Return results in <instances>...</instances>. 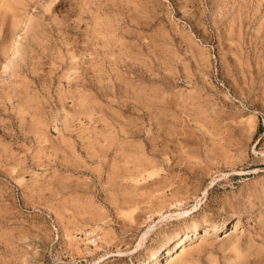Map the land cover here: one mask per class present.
Listing matches in <instances>:
<instances>
[{"label": "rangeland", "instance_id": "374dc122", "mask_svg": "<svg viewBox=\"0 0 264 264\" xmlns=\"http://www.w3.org/2000/svg\"><path fill=\"white\" fill-rule=\"evenodd\" d=\"M185 231L183 264H264V0H0V264Z\"/></svg>", "mask_w": 264, "mask_h": 264}, {"label": "bare ground", "instance_id": "6f19581e", "mask_svg": "<svg viewBox=\"0 0 264 264\" xmlns=\"http://www.w3.org/2000/svg\"><path fill=\"white\" fill-rule=\"evenodd\" d=\"M234 18V17H233ZM232 18V19H233ZM252 21V20H251ZM84 104V103H83ZM253 120V119H252ZM249 121V123H250V120H248ZM248 123V124H249ZM250 126V125H249ZM130 161V160H129ZM139 177V176H138ZM140 177H144V175H141ZM135 180H137V178L135 179ZM174 180V179H173ZM177 180V179H176ZM180 180V179H179ZM167 182H168V180H167ZM179 182V181H178ZM175 182L174 181H172L171 182V184H169V185H173ZM162 182H158V183H156V188L157 189H160V190H162L161 189V186H162ZM175 185V184H174ZM173 185V186H174ZM179 185V184H178ZM164 187V186H163ZM168 187V186H167ZM175 187H176V185H175ZM175 187H172L171 189H170V191L172 192H174V190H176L177 188H175ZM180 187V186H179ZM183 187V186H182ZM170 188V187H169ZM179 215H181V213L179 214ZM223 223V222H222ZM217 227L218 226H213V225H211V226H209V228H203L201 231H202V235L204 236V238L205 237H207V236H209V235H211L210 234V231H212V230H215V229H217ZM237 227H240V225H239V216H238V218H237V221H235V224L233 225V229L235 230ZM240 229V228H239ZM184 231V230H183ZM189 231V230H188ZM192 231H193V233H191V236H193V235H195V232H196V228L194 227V228H192ZM234 232V231H233ZM177 233V232H176ZM188 236H189V233L187 232V231H185L179 238H177V241H176V243L174 244V246L173 247H175L176 249H178V252L177 253H175V255H174V257L172 256L173 254H171V251L172 250H174V248L173 249H171L170 247H168L167 249H166V251H164V257H165V260H164V263L163 264H172L175 260H177V261H181V257H183V255L187 252V254H188V251H189V253L191 252H193V249H197V247L200 249H202V247H204L205 248V246H203V244H205V245H208L206 242H208V241H205V243L203 242V241H199V246H197V244H196V248L194 247H192V250H189V248L187 247V249L188 250H186V248H185V240L188 238ZM178 237V236H177ZM195 237V236H194ZM197 237V236H196ZM195 237V238H196ZM199 238V237H198ZM203 238V237H202ZM189 239V238H188ZM228 239H231L230 237L228 238ZM234 239V238H233ZM232 239V240H233ZM197 241V240H196ZM235 241H237V239L235 240L234 239V242ZM232 243V246H233V244H235V243H233V241L231 242ZM231 243H230V245H231ZM169 245V244H168ZM207 247V246H206ZM234 247H235V245H234ZM233 247V249L235 250L236 248H234ZM191 249V248H190ZM198 251V250H197ZM196 251V252H197ZM200 251V250H199ZM198 251V252H199ZM196 252H193V253H196ZM158 252H156V253H151L149 256H150V261H148L149 263L148 264H155V262H156V260L158 259V257L160 256L159 254H157ZM192 253V254H193ZM185 256H187L186 254H185ZM186 261V260H185ZM188 261V260H187ZM182 262V261H181ZM183 262H184V257H183ZM183 262L181 263V264H183ZM157 263V262H156ZM242 263V262H241ZM185 264V263H184ZM187 264H189V262L187 263ZM240 264V263H239Z\"/></svg>", "mask_w": 264, "mask_h": 264}]
</instances>
